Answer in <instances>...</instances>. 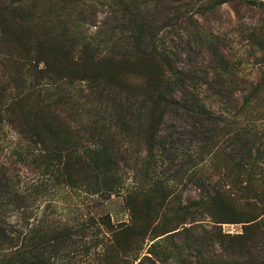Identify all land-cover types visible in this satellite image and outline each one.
<instances>
[{
	"label": "trees",
	"instance_id": "obj_1",
	"mask_svg": "<svg viewBox=\"0 0 264 264\" xmlns=\"http://www.w3.org/2000/svg\"><path fill=\"white\" fill-rule=\"evenodd\" d=\"M226 2L264 12L262 0H115L112 26L100 24L93 36L73 34L80 47L66 50L58 34L30 33V20L17 11L25 0H0V264H155L152 255H139L147 229L153 238L188 230H157L162 212L155 213L152 226L136 220L140 201L155 197L158 209L171 202L170 191L158 199L167 187L152 172L154 150H169L159 135L168 113L188 122L197 143L193 155L179 154L177 169L196 168L188 179L204 195L193 204L213 207L219 199L244 212L238 220L263 234L264 128L256 130L260 121L249 111L263 89L249 83L236 103L232 90L243 88L231 79L234 67L222 39L215 33L201 37L193 18L197 13L205 22L217 20L216 10ZM181 44L186 54L205 53L206 65L189 55L180 64ZM76 80L87 82L86 94L75 95ZM201 90L232 104V117L210 110ZM132 137L146 147L142 162L128 159L124 146ZM205 155L220 173L215 181L200 177ZM134 170L143 175L127 184ZM64 190L89 196L124 191L129 221L102 227L72 205L65 207L71 210L66 217L56 195ZM130 232L128 241L120 239ZM231 248L224 264H264L249 250L246 260L242 254L235 258Z\"/></svg>",
	"mask_w": 264,
	"mask_h": 264
},
{
	"label": "rangeland",
	"instance_id": "obj_2",
	"mask_svg": "<svg viewBox=\"0 0 264 264\" xmlns=\"http://www.w3.org/2000/svg\"><path fill=\"white\" fill-rule=\"evenodd\" d=\"M25 2H27L26 7H23V3L22 9L18 7L17 11L32 22V24L30 21L27 22L31 27L30 33L40 36L42 30H46L50 37L52 34H58L66 40L63 43L66 50L80 47L77 40L73 42V34L76 36H93L98 30V26L105 22L108 27H111L114 23L112 19L113 10L119 8L115 0H25ZM216 12L214 18L217 20H211V22H205L197 13L193 15V18L197 19L200 24L198 27L199 34L202 37L206 34L209 35V33H215L222 39L224 52L228 54V58L234 67L233 73L235 72V75L231 79L235 80L238 87L243 88V90L241 88L232 90L231 96L237 99L236 103H241L242 95L246 92L244 89L249 83L261 84L263 92H260L256 102L252 101L249 111L255 113L256 120L260 121L256 130L258 132L263 131L264 12L246 5L233 4V2L223 3ZM92 21L95 25L89 24ZM65 29L67 31L62 34ZM173 29L181 32L177 28ZM182 33L184 32L182 31ZM186 48V44H181L179 48L183 52L180 64L183 65L184 58L189 55L197 65H206L208 58L205 53L198 54V51L191 50L186 54L183 51ZM74 85L79 89H72L75 91V95L76 92L82 95L86 94L88 84L85 80H76ZM200 93L210 110L226 119L232 117L231 114L234 112L232 104L219 99L212 91L201 90ZM178 117L179 115L170 113L164 117V125L160 129L159 135H162L161 139L165 138L163 148L169 150L164 153V150L159 147L154 150L157 163L156 168L152 170L154 172L153 179L157 182L163 180L167 187L158 193V199H161L164 192L170 191L171 202L167 207L158 209L156 208L157 200L155 197L140 201L137 205L136 220L138 224L141 223L146 226L154 218L156 212H162L163 217L158 228H156L157 230L168 229L170 226H178V229L188 228V230L176 237L165 236L171 231L153 238V231L148 228L146 238L143 239L139 249V255H152L155 264H224L229 259L227 251H233L231 248L233 247L236 254L235 258L242 254L243 258L241 259L246 260L247 256L244 253L246 250L264 258V222L259 225L263 232L260 235L259 230H256L255 227L253 229L245 226L248 225V222L238 220L245 216L244 212L227 207L219 199L214 201L213 207L209 205L201 207L193 204V201L204 195L200 190L201 188L188 179L196 168L190 169L189 164H187V168L190 170L179 173L177 169L179 168L178 164L183 162V158L181 159L179 154L186 152L193 155L197 143L193 139L191 126L188 125V122L181 124L183 120H179ZM11 133L9 138L15 139V133L12 131ZM124 147L127 148L130 162L136 161L137 157L142 162V157L148 156L146 147L139 148L133 137L130 142L125 143ZM195 161L200 162L198 158ZM261 161H263L261 171L264 173V153ZM212 164L213 161L205 155L198 166L200 167V177H211L215 181L220 176V173L213 169ZM23 174L29 175L30 172L23 171ZM142 175L138 171H131L129 178H127V184L131 183L132 177L139 180ZM56 195L60 199H58V204L63 209V213L69 214L68 216L64 215L66 217H70L71 210H67L65 207L72 205L78 209L76 212L83 218L93 215L102 227L106 225V221L113 225L129 221L124 191L101 192L89 196L82 192L74 193L64 190ZM182 207L186 208L182 209ZM193 219L196 220L190 222ZM229 219H236L238 222H218ZM155 224V222H151V226ZM130 235L132 236L131 232L125 233V235L120 236V239L127 238L128 241L131 238ZM251 240L254 242L250 243ZM249 243L255 248H248L246 245Z\"/></svg>",
	"mask_w": 264,
	"mask_h": 264
}]
</instances>
